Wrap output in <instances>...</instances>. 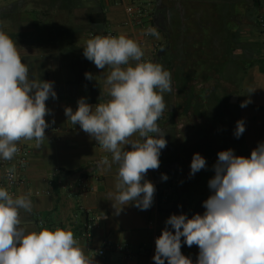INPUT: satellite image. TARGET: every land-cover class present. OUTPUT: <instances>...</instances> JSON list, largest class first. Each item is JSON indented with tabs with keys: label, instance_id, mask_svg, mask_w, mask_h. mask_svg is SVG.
Returning a JSON list of instances; mask_svg holds the SVG:
<instances>
[{
	"label": "crops",
	"instance_id": "obj_1",
	"mask_svg": "<svg viewBox=\"0 0 264 264\" xmlns=\"http://www.w3.org/2000/svg\"><path fill=\"white\" fill-rule=\"evenodd\" d=\"M134 1L0 0V30L16 42L22 62L29 68V78L52 82L56 93V98L50 96L46 101L50 114L45 117L49 127L45 129L44 141L39 147L35 140L18 143L17 146L27 148L26 165L18 169L17 155L5 160L7 163L0 167V187H4L6 169L18 170L20 181L11 189L5 188L14 197L30 194L33 204L30 213L20 210V227L39 231V220H42V226L49 229H70L94 264H149L156 234H161L166 227L174 232L166 224L171 215L184 214L190 219L206 211L203 204L213 194L209 181L215 176L218 153L231 149L234 155L250 157L252 150L264 143V35L255 21L251 39L255 54L252 58L245 55L243 14L232 13L235 4L241 5L240 1L201 0L211 5L226 25L216 24L213 29L216 34L211 35L208 47H202V56L192 58L190 54L186 56L185 50L179 53L183 47L180 42L186 39L179 27H175L170 65L165 49L168 38L162 29L151 22L150 28L159 34L157 38L146 34L144 27L127 23L128 6ZM172 2L180 8L197 0ZM99 11L104 12L106 22L91 23L89 16ZM228 11L230 17H226ZM219 29L222 34L217 33ZM105 30L117 36L124 34L140 43L143 60L167 62L173 90H177L180 74L184 78L179 87L182 96L174 93L170 100L165 98V115L157 121L165 133L167 146L161 150L159 168L149 170L145 176L156 189L147 210L130 203L116 213L108 194L114 191L118 165L113 164L110 170L100 166L94 171L87 170L104 156L111 160V154L65 115V108L75 111L81 98L93 107L110 98L105 84L110 69H98L83 55L86 41L97 35L105 36ZM231 35L237 39L231 41ZM190 48L189 45L188 52ZM82 62L87 64L93 77L89 84L73 83L78 64ZM250 88L254 92L249 93ZM245 101L250 102L241 107ZM220 106L226 108H222L225 113L220 115L221 119L217 116ZM241 120L245 131L237 138L235 130L237 121ZM130 147L125 146V150ZM196 153L206 160V167L191 174L190 165ZM203 171H210L208 178ZM163 175L167 176L166 180L162 179ZM91 216L97 227L87 241L79 236L80 226ZM105 242L109 247L104 256H98L95 250ZM118 244H125L131 255L116 249ZM181 245L182 254L196 264L198 246H187L183 237Z\"/></svg>",
	"mask_w": 264,
	"mask_h": 264
},
{
	"label": "clouds",
	"instance_id": "obj_2",
	"mask_svg": "<svg viewBox=\"0 0 264 264\" xmlns=\"http://www.w3.org/2000/svg\"><path fill=\"white\" fill-rule=\"evenodd\" d=\"M146 34L159 36L154 28ZM83 49L98 69H110L105 79L110 98L94 107L81 98L75 111L65 108V115L111 154V160L104 156L98 162L101 168L118 165L114 191L108 194L116 213L130 203L147 210L156 189L145 176L159 168L161 150L167 146L157 121L166 107L163 94L172 90L171 74L159 63L144 61L141 46L124 34L97 35ZM50 96L56 98L52 82L30 79L16 42L0 30V158L12 160L21 140L40 146L49 127L45 117ZM244 131V122L237 121L235 136ZM127 145L130 150H125ZM205 167L206 160L194 154L191 174ZM214 171L209 181L213 194L203 204L206 211L190 219L184 214L167 219L174 232L166 227L156 239L155 264H193L181 252V237L187 246H198L196 264H264V143L250 157L220 151ZM6 173L14 178V168ZM32 208L30 194L14 197L0 187V264H94L70 229H49L43 221L39 231L20 227V210L30 213Z\"/></svg>",
	"mask_w": 264,
	"mask_h": 264
},
{
	"label": "trees",
	"instance_id": "obj_3",
	"mask_svg": "<svg viewBox=\"0 0 264 264\" xmlns=\"http://www.w3.org/2000/svg\"><path fill=\"white\" fill-rule=\"evenodd\" d=\"M155 14L152 23L157 27L162 29L168 41L166 43L165 49L167 51L166 60L168 64H171L172 61V32L175 30V27H179V32L181 35H184L186 41L180 42L181 52L186 51V56L189 54L191 58L195 55L202 56L203 49L202 47H208L210 44V37L213 34L212 29L216 27V23H213V18L215 17V13L212 11V21L210 20H202L203 16L198 17L194 11L188 12V9H192L197 5V2L187 3L179 8L175 3L170 2V0H155ZM256 6L261 7V0H253ZM207 4V3H206ZM209 5V4H208ZM211 8V5H209ZM208 9H206L205 13L207 14ZM259 12V11H258ZM228 15L226 17H230V11L227 12ZM200 14H202L200 12ZM258 15V14H257ZM257 17V16H256ZM89 20L93 24H104L106 22L105 14L103 11H99L96 13H92L89 16ZM175 21V22H174ZM230 22V21H229ZM174 23V24H173ZM214 34L216 33L215 30ZM231 41H235L237 39L234 35H231ZM190 43V44H189ZM191 46L190 51L187 49ZM240 45L239 42L237 46ZM186 47V49H184ZM231 49V47H230ZM243 51L245 55H248L249 58H252L255 54V43L246 42L243 44ZM188 54V55H187ZM74 65V63H73ZM79 70L74 74L73 83H81V84H89L91 80L86 78V73L89 72V67L87 64L79 63ZM80 69H82L80 71ZM84 70V71H83ZM170 71V69H166Z\"/></svg>",
	"mask_w": 264,
	"mask_h": 264
},
{
	"label": "built area",
	"instance_id": "obj_4",
	"mask_svg": "<svg viewBox=\"0 0 264 264\" xmlns=\"http://www.w3.org/2000/svg\"><path fill=\"white\" fill-rule=\"evenodd\" d=\"M155 8V0H135L130 6H128V14L129 20L128 24L133 26L144 27L145 29H149L152 19H153V12ZM256 22L260 29L262 35H264V0H261V7L259 8L258 15L256 17ZM105 36H117L115 32L111 30H105ZM140 45V43H138ZM141 46V45H140ZM144 61H151L150 59H145ZM165 115V110L162 116L159 118L161 120ZM19 153L17 154V165L18 169H24L26 162H27V148L24 146H18ZM100 161V160H99ZM98 161V162H99ZM98 162L90 165L87 170L94 171L96 167H99ZM7 162L5 160L0 161V167L4 166ZM12 179H9L8 174L5 172V181L3 182V186L9 189L13 188L19 181V172L18 170H14ZM10 192V191H9ZM11 193V192H10ZM42 220H39L41 222ZM80 233L79 236L84 238L85 240H90L93 236V231L97 227V222L94 217L87 218L83 224L80 226ZM161 234L158 233L155 236L156 239ZM109 247V243L105 242L104 245L99 247L95 250V253L98 256H104L106 253V249ZM116 249L120 251H125L127 255H131L129 248L125 244H118L115 246ZM151 261L149 264H155L153 259L155 255V243L154 246L151 248Z\"/></svg>",
	"mask_w": 264,
	"mask_h": 264
},
{
	"label": "rangeland",
	"instance_id": "obj_5",
	"mask_svg": "<svg viewBox=\"0 0 264 264\" xmlns=\"http://www.w3.org/2000/svg\"><path fill=\"white\" fill-rule=\"evenodd\" d=\"M238 1H240V3H241V5H239V4H235V7H234V9H233V14H236V15H238V16H240V15H242L243 14V17H242V22H243V27H242V29H243V32H242V37H243V39H244V42L246 43V42H250V43H254V41H252L251 39H253V37H252V35L255 33V21H256V16H257V14H258V7L255 5V3L253 2V0H238ZM170 2H172V0H170ZM206 9H208V12H207V14L205 13V11H206ZM211 10H213V12L215 13V15H216V11H214V9L211 7H209V5L208 4H206L205 2H203V1H201V0H197V5L195 6V7H193L192 9H188L187 11L188 12H190V11H194L195 12V14H197V16L198 17H200V16H203L201 19L203 20H210V21H212V11ZM200 12L202 13V14H200ZM200 15V16H199ZM175 22V21H174ZM213 23H216V24H218V26L220 25V24H223V25H226V22L221 18V15H216L214 18H213ZM174 24V23H173ZM231 25H233V24H231ZM219 28V27H218ZM103 29V28H102ZM102 30H100V33H102L101 32ZM212 32L214 33V31H213V29H212ZM217 33L219 34V33H221L222 34V31L219 29L218 31H217ZM216 34V33H215ZM179 53L181 54V51H179ZM154 62V61H153ZM162 62H165V60H163ZM161 62V63H162ZM247 62L245 61V64H246ZM166 65H167V62L165 63ZM165 64L164 63H162L161 65L165 68V70H166V66H165ZM169 69H170V67H169ZM244 70H245V65H244V69H243V71H242V73L244 72ZM183 77V75L182 74H180V79H178V83H176V86H178L177 87V90H171V92H167V93H164L163 95H164V99L166 98V99H168V100H170L171 98H172V96H173V94L174 93H176V94H174V96H176V95H179V96H182V90H180V86H181V83L183 82V80H184V78H182ZM173 81V80H172ZM180 83V84H179ZM178 84V85H177ZM180 90V91H179ZM179 92V93H178ZM165 99V100H166ZM222 108H224V109H226L224 106H220V107H218V111H217V113L219 114H217V116L221 119V116H222V113L224 114L225 112V110L224 109H222ZM230 111V110H229ZM227 113V112H226ZM221 115V116H220ZM218 117H217V119H218ZM242 147H243V145H242ZM213 165V164H212ZM203 173V175H207V178H208V174H210V171L208 172H205V171H203L202 172ZM205 180V179H204ZM192 192V191H191ZM193 199V198H192Z\"/></svg>",
	"mask_w": 264,
	"mask_h": 264
},
{
	"label": "water",
	"instance_id": "obj_6",
	"mask_svg": "<svg viewBox=\"0 0 264 264\" xmlns=\"http://www.w3.org/2000/svg\"><path fill=\"white\" fill-rule=\"evenodd\" d=\"M235 96H232V99L234 98Z\"/></svg>",
	"mask_w": 264,
	"mask_h": 264
},
{
	"label": "bare ground",
	"instance_id": "obj_7",
	"mask_svg": "<svg viewBox=\"0 0 264 264\" xmlns=\"http://www.w3.org/2000/svg\"><path fill=\"white\" fill-rule=\"evenodd\" d=\"M233 99H235V97Z\"/></svg>",
	"mask_w": 264,
	"mask_h": 264
}]
</instances>
